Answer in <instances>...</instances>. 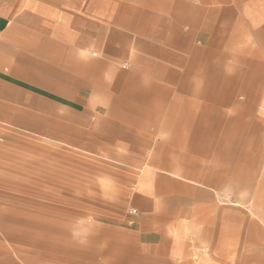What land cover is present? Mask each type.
<instances>
[{
  "label": "crops",
  "instance_id": "1",
  "mask_svg": "<svg viewBox=\"0 0 264 264\" xmlns=\"http://www.w3.org/2000/svg\"><path fill=\"white\" fill-rule=\"evenodd\" d=\"M0 78L132 162L140 264H264V0H0Z\"/></svg>",
  "mask_w": 264,
  "mask_h": 264
},
{
  "label": "rangeland",
  "instance_id": "2",
  "mask_svg": "<svg viewBox=\"0 0 264 264\" xmlns=\"http://www.w3.org/2000/svg\"><path fill=\"white\" fill-rule=\"evenodd\" d=\"M3 83L0 78V91L8 92L0 97V264L63 257L60 250L71 242L87 262L93 256L95 264H140L121 229L132 213L138 173L132 162L109 159L108 146L94 147L93 136L102 131L75 126L83 113Z\"/></svg>",
  "mask_w": 264,
  "mask_h": 264
}]
</instances>
